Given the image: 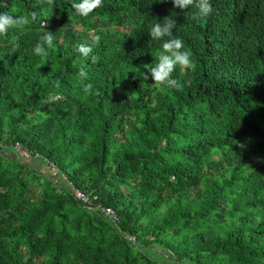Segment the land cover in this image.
<instances>
[{
	"label": "trees",
	"instance_id": "1",
	"mask_svg": "<svg viewBox=\"0 0 264 264\" xmlns=\"http://www.w3.org/2000/svg\"><path fill=\"white\" fill-rule=\"evenodd\" d=\"M211 8L103 0L80 16L69 0H0L29 20L0 37V264H264V0ZM165 16L191 52L178 88L140 76ZM41 20L47 57L33 52Z\"/></svg>",
	"mask_w": 264,
	"mask_h": 264
},
{
	"label": "clouds",
	"instance_id": "2",
	"mask_svg": "<svg viewBox=\"0 0 264 264\" xmlns=\"http://www.w3.org/2000/svg\"><path fill=\"white\" fill-rule=\"evenodd\" d=\"M51 2L52 0H49V3ZM69 2L73 12L80 16H87L103 4V0H69ZM171 3L174 8L193 10V19L206 17L212 10L211 0H171ZM30 18L35 19V13L31 14ZM161 20L163 23L159 22ZM161 20L154 23L147 33L153 41L160 43L159 59L154 67L147 69V74L140 73V76L145 80L150 78L151 83L156 87L178 88L179 85L173 77V72L178 68L190 69L192 64L191 52L185 49L184 42L180 37H174L175 19L172 16H165ZM28 23V19L0 11V37H4L13 28L22 30ZM39 27L43 34L35 44L33 52L38 56L47 57L53 45V36L50 31L45 29L43 20L39 22ZM93 39H99V37L95 36ZM13 51L15 50L13 49ZM75 51L81 58L90 57L92 62L96 60L94 55L90 56L93 50L88 44H77ZM78 75L85 80L88 79V74L84 68L79 70ZM91 88V84H86L84 91L88 93Z\"/></svg>",
	"mask_w": 264,
	"mask_h": 264
},
{
	"label": "built area",
	"instance_id": "3",
	"mask_svg": "<svg viewBox=\"0 0 264 264\" xmlns=\"http://www.w3.org/2000/svg\"><path fill=\"white\" fill-rule=\"evenodd\" d=\"M14 150L16 152V154L18 155V157L24 161V160H28L30 159V156L31 154L21 148L19 145H16L14 147ZM68 185H70L71 187V184L68 183ZM73 196L75 197L76 200L80 201L81 203L83 204H86V205H92V201L94 202L96 200V196H90V195H85L84 193H81L79 192L78 190H73ZM95 207L97 209H99L101 212H103V214L112 222L116 223L117 222V217H116V214L113 210L111 209H106V208H103L101 206H99L98 204L95 205ZM128 241H131L132 243L135 242V239L134 238H128Z\"/></svg>",
	"mask_w": 264,
	"mask_h": 264
},
{
	"label": "rangeland",
	"instance_id": "4",
	"mask_svg": "<svg viewBox=\"0 0 264 264\" xmlns=\"http://www.w3.org/2000/svg\"><path fill=\"white\" fill-rule=\"evenodd\" d=\"M35 158H37V157H35ZM30 161V160H29ZM33 162V161H32ZM38 169H39V171L40 172H43V173H49L50 172V174H52L51 173V171L49 170V167H47L46 165H40V164H38ZM53 172V171H52ZM61 179L63 180V181H65L64 180V177H61ZM68 187H70V185H68Z\"/></svg>",
	"mask_w": 264,
	"mask_h": 264
}]
</instances>
